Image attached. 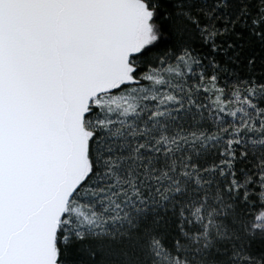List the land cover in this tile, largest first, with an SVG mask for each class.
Returning <instances> with one entry per match:
<instances>
[{"label":"snow or ice","instance_id":"1","mask_svg":"<svg viewBox=\"0 0 264 264\" xmlns=\"http://www.w3.org/2000/svg\"><path fill=\"white\" fill-rule=\"evenodd\" d=\"M0 264H264V0H0Z\"/></svg>","mask_w":264,"mask_h":264}]
</instances>
